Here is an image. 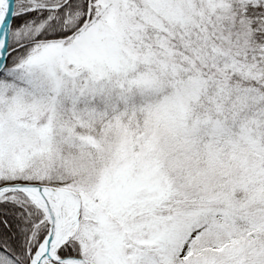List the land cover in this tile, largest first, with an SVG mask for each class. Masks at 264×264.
Returning <instances> with one entry per match:
<instances>
[{
	"label": "snow or ice",
	"instance_id": "snow-or-ice-1",
	"mask_svg": "<svg viewBox=\"0 0 264 264\" xmlns=\"http://www.w3.org/2000/svg\"><path fill=\"white\" fill-rule=\"evenodd\" d=\"M0 264H264V0H0Z\"/></svg>",
	"mask_w": 264,
	"mask_h": 264
}]
</instances>
